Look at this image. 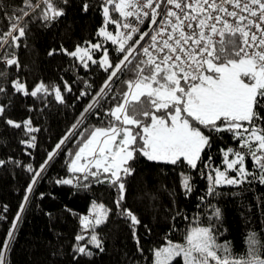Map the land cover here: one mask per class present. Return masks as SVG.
Wrapping results in <instances>:
<instances>
[{"label":"trees","instance_id":"obj_1","mask_svg":"<svg viewBox=\"0 0 264 264\" xmlns=\"http://www.w3.org/2000/svg\"><path fill=\"white\" fill-rule=\"evenodd\" d=\"M54 11L62 15L53 18ZM122 20L114 5L104 0H0V88L4 89L0 92L4 108L0 114V161H4L0 164V256L4 264H152L155 248L185 241L198 225L210 228L219 257L264 259V169L242 147L253 129H264V103L257 108L260 118L251 124L241 122L244 128L239 130L217 121V131L189 118L208 138L195 168L183 158L172 164L149 160L136 151L125 165L130 174L121 173L117 182L125 185L122 200L110 173L93 176L71 170L91 134L117 124L111 111L122 101L126 82L138 78L135 65L147 60L139 53L138 38L127 40L121 52L120 39L113 44L100 35L101 29L117 32ZM13 21L24 29V36H19L18 28L12 30ZM96 44L100 47H93ZM77 48L87 55L82 59L70 55ZM130 48L135 49L131 62L110 79L114 67L103 63L105 54L115 66ZM9 59L17 63L9 65ZM141 67L147 74L149 69ZM16 81L24 90H16ZM41 84L46 90L31 95ZM129 114H133L131 106ZM131 127L134 134L139 131ZM137 141L133 147L140 148L143 140L137 136ZM251 144L254 151L257 143ZM229 149L245 157L247 174L240 179L239 171H228L239 182L217 185L214 177L227 169L224 153ZM100 205L106 219L97 225ZM125 210L139 223L133 225ZM85 217L91 222L87 227ZM171 264L185 262L178 257Z\"/></svg>","mask_w":264,"mask_h":264},{"label":"snow or ice","instance_id":"obj_2","mask_svg":"<svg viewBox=\"0 0 264 264\" xmlns=\"http://www.w3.org/2000/svg\"><path fill=\"white\" fill-rule=\"evenodd\" d=\"M106 3L114 5V10L125 18L135 16L141 21L143 18H150L152 24L158 25L155 35L151 37L152 43L149 47L142 48L148 59L135 65L138 78L126 82L127 91L122 94V101L111 111L117 124L106 129H96L71 164L73 172L87 170L93 176L101 171L110 173L112 183L121 192L122 200L125 185L117 182L120 181L121 173L130 174L131 169L125 165L134 158L136 151H140L149 160H164L175 164L183 158L193 168L196 167L200 153L208 145V138L192 126L189 118L217 131L220 130L217 121L221 124L227 121L229 130H239L244 128L241 122L251 124L254 119L260 118L257 108L264 103V0H106ZM144 8L151 9V14L143 11ZM21 12L27 14L23 9ZM103 13L106 17L109 16L107 6L103 8ZM58 15H62V12H53V18ZM157 17L160 18L159 21ZM48 18L45 16V19ZM19 19L20 17L16 18ZM111 22L119 23L115 20ZM11 27L12 30H17L18 24L13 21ZM123 27L129 28L130 25L125 23ZM18 31L19 36H24L23 28H18ZM133 31L137 29L133 28ZM100 35L113 44L118 41V37L103 29ZM143 35L147 33L142 34L141 38ZM119 39V49L124 52L125 42L131 36ZM93 47L99 48L100 45ZM134 50L130 48L115 66L105 54L103 63L108 68L114 67L110 79L117 75L125 62H131L129 57ZM81 51L77 48L70 55L79 56ZM84 55H87L86 51ZM7 63L11 65L17 61L9 59ZM141 65L149 69L147 74H144L145 69ZM14 84L17 91L24 90L19 81ZM41 90H46L43 84L31 92V95L35 96ZM2 91L4 89L0 88V92ZM57 99H61L59 91ZM129 106L133 109L131 115ZM3 112L4 108L0 106V114ZM7 123L20 127V124L11 120ZM130 126H135L139 131L134 134ZM244 130L248 131L247 128ZM261 133H264V129L260 132L253 129L250 139L243 140L242 147H247L257 165L264 169V155L256 154L264 153V134ZM137 136L143 140L140 148L133 147L138 142ZM251 140L257 143L254 151ZM229 152L233 153L235 159L228 160ZM224 155L229 169L239 171L241 176L246 175L244 156L239 151L229 149ZM85 156L91 159L81 164L80 161ZM3 163L4 161H0V164ZM89 165L97 171L91 172ZM236 165L240 167L237 169ZM62 182L71 183L70 180ZM221 182L236 184L239 181L227 178L224 172L217 171L215 183ZM184 186L188 187L187 179ZM28 191H31V187ZM119 203L120 200L117 201ZM124 214L133 225L139 223L130 210H125ZM105 219L106 211L100 205L94 223L99 225ZM84 222L85 227L91 223L87 217ZM91 239L97 247L100 246L96 236L93 235ZM187 243V248L169 244L156 251L155 264H171L172 259L181 254L185 264H208L209 257L216 264H264V259L256 256L251 259L217 256L213 250V237L207 228L193 229L187 236ZM78 251L85 253L84 248H79ZM0 264H4L2 256Z\"/></svg>","mask_w":264,"mask_h":264},{"label":"built area","instance_id":"obj_3","mask_svg":"<svg viewBox=\"0 0 264 264\" xmlns=\"http://www.w3.org/2000/svg\"><path fill=\"white\" fill-rule=\"evenodd\" d=\"M104 2L106 3V0H104ZM117 2H118V0H117ZM141 2H143V0H141ZM169 7H172V6L169 5ZM228 7L231 8V6H228ZM132 10L133 9H129V11H132ZM143 11L149 12L151 14L152 10L149 8H144ZM243 14L247 15V13H243ZM140 15L143 17V12H141ZM159 19L160 18L157 17V21H159ZM228 19H231V18H228ZM125 23L129 24L130 27L129 28L123 27L122 37L130 35L131 39H133L135 37L138 38L139 39V46H140L139 53L142 55L143 58L148 59V57L143 54L142 48L143 47H149V45L152 43L151 37L153 35H155V30H156L158 25L152 24L150 18H143L141 21V20H137L135 16L127 17L124 21V24ZM133 28H136L137 31H133ZM144 33H147V35H143V38H141L142 34H144ZM150 51H153V50L150 48Z\"/></svg>","mask_w":264,"mask_h":264},{"label":"rangeland","instance_id":"obj_4","mask_svg":"<svg viewBox=\"0 0 264 264\" xmlns=\"http://www.w3.org/2000/svg\"><path fill=\"white\" fill-rule=\"evenodd\" d=\"M110 20V17L108 16V17H106V21H109ZM104 31H106V32H108L109 33V31H107L106 29H103ZM110 34H112V35H114V36H116V37H118V39L120 38V26H119V28H118V30H117V32H115V33H110ZM82 51H81V54L78 56L80 59H82L81 57H84V49H81ZM87 60H88V58H86ZM182 115H184V113H182ZM131 127V126H130ZM256 131H258V132H260V130L259 129H255ZM261 134H264V133H261ZM91 138V137H90ZM119 139V138H118ZM249 139H250V136H249ZM87 142V141H86ZM85 142V143H86ZM251 143H255V141L254 140H251L250 141ZM84 143V144H85ZM84 144L82 145V147L84 146ZM81 147V148H82ZM206 147V146H205ZM204 147V148H205ZM80 148V149H81ZM203 151V150H202ZM202 153V152H201ZM201 153H200V155H201ZM259 155H264V153H260ZM228 160H232V159H235V156L233 155V156H231V153L229 152L228 153ZM88 159H91L90 157H88V156H85L81 161H80V163L81 164H83V163H85ZM74 160H75V158H74ZM73 160V161H74ZM253 160L255 161V159L253 158ZM72 161V162H73ZM155 161H159V162H167V161H164V160H155ZM187 161V160H186ZM198 162V161H197ZM72 164V163H71ZM226 164V163H225ZM89 167L91 168L92 166L91 165H89ZM226 167H227V164H226ZM240 167V165H236V168L238 169ZM243 167H244V169H245V173L247 174V169H246V160H245V157H244V161H243ZM231 170H235V169H229L228 167H227V169L226 170H221L222 172H224L225 173V175H226V177L227 178H235L234 176H230L229 174H228V171H231ZM87 171V170H86ZM262 171V173L264 174V170H261ZM82 172H85V171H82ZM217 174V173H216ZM239 176H240V179H242L244 176H241V174H240V172H239ZM262 177H264V175H262ZM215 179H216V175H215V177H214V182H215ZM217 184V183H216ZM228 183H225V182H221V183H219V184H217V185H227ZM195 228H207V229H209L210 230V228H208V227H205V226H200V225H198V226H194V227H192L191 229H190V231H189V233H188V235L191 233V231L193 230V229H195ZM210 233H211V235H212V232H211V230H210ZM187 235V236H188ZM212 237H213V235H212ZM213 240H214V238H213ZM169 244H172V245H180V246H183L184 248H187L188 247V243H187V237H186V239H185V241H183V242H169L168 244H166V245H163V246H161V247H157V248H155V250H154V253H153V263L152 264H155V261H156V258H155V252L156 251H158V250H161V249H163V248H165V247H167V246H169ZM213 250L214 251H216V242H215V240H214V248H213ZM217 253V252H216ZM217 256H218V254H217ZM178 257H181L183 260H184V257H183V254H181V255H179V256H175L172 260H174L175 258H178ZM184 262H185V260H184ZM208 264H216V261L215 260H213L211 257H209L208 258Z\"/></svg>","mask_w":264,"mask_h":264}]
</instances>
